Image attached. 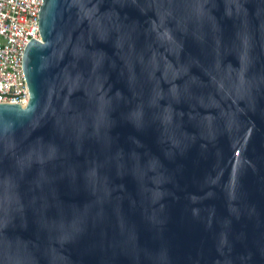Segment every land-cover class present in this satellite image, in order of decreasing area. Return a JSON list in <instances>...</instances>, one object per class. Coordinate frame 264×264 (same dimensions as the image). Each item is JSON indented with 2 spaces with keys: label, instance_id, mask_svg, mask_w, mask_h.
I'll use <instances>...</instances> for the list:
<instances>
[{
  "label": "water",
  "instance_id": "water-1",
  "mask_svg": "<svg viewBox=\"0 0 264 264\" xmlns=\"http://www.w3.org/2000/svg\"><path fill=\"white\" fill-rule=\"evenodd\" d=\"M0 102V264H264V0H41Z\"/></svg>",
  "mask_w": 264,
  "mask_h": 264
},
{
  "label": "built area",
  "instance_id": "built-area-1",
  "mask_svg": "<svg viewBox=\"0 0 264 264\" xmlns=\"http://www.w3.org/2000/svg\"><path fill=\"white\" fill-rule=\"evenodd\" d=\"M39 6L41 0H0V102L28 100L21 55L30 38H39Z\"/></svg>",
  "mask_w": 264,
  "mask_h": 264
}]
</instances>
